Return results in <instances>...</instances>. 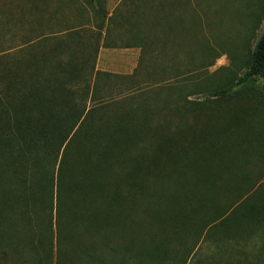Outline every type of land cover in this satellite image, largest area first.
Here are the masks:
<instances>
[{
	"label": "trees",
	"instance_id": "1",
	"mask_svg": "<svg viewBox=\"0 0 264 264\" xmlns=\"http://www.w3.org/2000/svg\"><path fill=\"white\" fill-rule=\"evenodd\" d=\"M86 1L94 27L0 50V259L187 264L204 241H241L264 258V195L219 203L218 183L234 175L222 167L224 149L213 146V165L198 163V102L189 99L198 92V40L195 49L183 45L188 34L198 37L196 0H121L111 15L105 1ZM113 30L120 38L111 42ZM259 36L247 72L214 91L224 106L238 84L260 77L264 88V30ZM117 45L140 48L132 73L95 67L100 48ZM184 48L194 70L177 65ZM189 74L193 87L185 81L172 93ZM146 93L161 102L156 110L178 96L176 116L152 127L150 101L132 106ZM226 110L200 130L224 139L216 128L225 127ZM147 132L153 138L141 148Z\"/></svg>",
	"mask_w": 264,
	"mask_h": 264
},
{
	"label": "rangeland",
	"instance_id": "2",
	"mask_svg": "<svg viewBox=\"0 0 264 264\" xmlns=\"http://www.w3.org/2000/svg\"><path fill=\"white\" fill-rule=\"evenodd\" d=\"M109 15L119 0H103ZM101 1L103 4L104 2ZM198 11V37L188 34L186 44L188 49H195L198 40V74L193 72L198 80V92L189 96L198 102V163L209 167L215 163L211 150L222 148L223 166L231 167L233 178L224 175V180L218 183L222 186L217 191L219 203L239 200L250 194L264 195V138L260 141L259 134L264 129V88L260 77L238 84L232 90L233 95L226 106V124L223 129L216 128V133L225 134L220 140L217 135L202 132L201 126L217 116L225 106L218 101L214 91L236 83L249 69L254 46L264 30V0H196ZM94 12L86 0H0V50H3L24 40L37 38L43 34L66 30L85 23L95 25ZM94 27V26H93ZM111 31L113 42L120 38V34ZM189 40V38H191ZM186 40V41H187ZM110 41V40H109ZM189 44V46H188ZM189 51V50H188ZM185 48L181 49L179 67L194 70L195 65L190 62V54ZM140 54L139 47L102 46L98 53L95 67L100 70L119 74L132 73L137 67ZM192 73V74H193ZM189 74L177 80L178 86L172 90L189 88L195 84L189 81ZM124 88L123 85L119 87ZM188 89V88H187ZM197 88H194V91ZM238 92V93H237ZM125 94L119 98L122 99ZM142 98L151 100V93L140 95L132 106L139 107ZM179 102L178 96H168L165 108L156 110L155 105L161 102H149L152 127L164 116H176L171 112V103ZM120 105L128 106L121 102ZM154 107V109H153ZM142 114V112H138ZM178 116H181L178 113ZM189 116V115H188ZM199 117L200 120H199ZM215 123L214 120L210 125ZM176 126L179 122L175 121ZM215 130V128H212ZM151 132V131H150ZM150 132L143 134L142 148L145 141H150ZM230 137V139H229ZM150 151V150H149ZM218 154V153H217ZM218 157L221 155L218 154ZM222 160V158H218ZM214 162V163H213ZM213 241H204L188 259L187 264H264V258L257 259L250 247L239 241L234 244L224 243L213 245ZM233 251V252H232ZM0 264H5L0 259Z\"/></svg>",
	"mask_w": 264,
	"mask_h": 264
},
{
	"label": "crops",
	"instance_id": "3",
	"mask_svg": "<svg viewBox=\"0 0 264 264\" xmlns=\"http://www.w3.org/2000/svg\"><path fill=\"white\" fill-rule=\"evenodd\" d=\"M121 0H119V2H120ZM119 2H117V3H119ZM117 6V4L114 6V7H116Z\"/></svg>",
	"mask_w": 264,
	"mask_h": 264
}]
</instances>
